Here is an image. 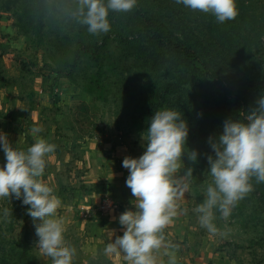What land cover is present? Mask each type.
Wrapping results in <instances>:
<instances>
[{"label": "rangeland", "instance_id": "rangeland-1", "mask_svg": "<svg viewBox=\"0 0 264 264\" xmlns=\"http://www.w3.org/2000/svg\"><path fill=\"white\" fill-rule=\"evenodd\" d=\"M247 1L242 6L236 0L238 15L224 23L175 0L146 3L222 80L232 81L248 95H259L264 77V46L258 44L264 34V0ZM54 7L55 0H0V130L19 150L34 142L30 131L34 126L42 129L39 136L56 145L46 156L40 179L61 201L57 217L64 223L67 244L76 250L72 264H126L112 263L105 255L102 246L109 241L103 233L96 245L89 243L88 238L97 234L86 229L85 219L111 214L96 213L104 197L113 201L101 194L106 185L96 167L109 163L128 175L121 162L144 151L140 134L148 127L146 102L152 89L165 84V74L153 68L156 63L152 67L121 49L114 26L128 22L127 12L109 11L110 30L93 35L86 26L49 12ZM172 90L163 108L182 112L189 128L186 146L198 152L195 162L186 154L182 157L180 174L187 167L193 172L188 191L176 200L177 211L188 224L187 234L200 250L219 254L220 263L208 264H264V186L260 188L264 182L252 179V191L237 202L227 221L215 213L214 223L223 235L209 234L199 225L193 209L212 182L207 171L206 155L213 154L208 137L220 134L225 119L213 120L207 112L201 127L195 89L185 85ZM3 163L0 151V166ZM96 186L100 190H94ZM125 190L128 199L133 198L130 189ZM91 191L90 199L86 193ZM27 207L11 196L0 198V209L10 211L7 219L0 218V264H51L35 246Z\"/></svg>", "mask_w": 264, "mask_h": 264}, {"label": "clouds", "instance_id": "clouds-1", "mask_svg": "<svg viewBox=\"0 0 264 264\" xmlns=\"http://www.w3.org/2000/svg\"><path fill=\"white\" fill-rule=\"evenodd\" d=\"M175 3L210 13L218 23L238 15L236 0H175ZM137 0H55L49 11L66 22L86 26L96 35L110 30L109 11L129 12ZM242 118L225 119L218 136H209L213 154H207L208 173L212 182L205 189L204 199L193 211L199 225L209 234H220L215 213L227 221L237 202L252 191V179L264 182V92L255 106L241 113ZM34 142L26 150L13 147L8 134L0 130V198H13L27 205L26 214L33 220L36 245L51 264H72L75 248L67 244L62 219L57 217L61 201L40 177L46 156L56 145L38 134L39 126L30 129ZM189 128L182 112L163 108L153 112L148 127L141 132L144 151L138 157L125 156L122 167L128 170L125 180L135 210L126 209L117 217L122 235L112 233L105 245L106 255H123L130 264H161L156 253L167 257L166 264H178L177 245L165 242L163 229L177 215L176 200L189 189L192 167L184 168L182 157L197 160L198 152L186 146ZM10 216L8 208L0 209V218ZM162 250V251H160Z\"/></svg>", "mask_w": 264, "mask_h": 264}, {"label": "trees", "instance_id": "trees-1", "mask_svg": "<svg viewBox=\"0 0 264 264\" xmlns=\"http://www.w3.org/2000/svg\"><path fill=\"white\" fill-rule=\"evenodd\" d=\"M239 2L242 6L248 3L247 0H238ZM246 11L247 15H253L251 9ZM127 19L128 22H119L114 26L116 32L119 31L117 37L121 49L134 53L137 59L146 61L152 67L156 63L153 68L165 74V84L152 89L151 97L146 102L147 120L153 112L163 108L173 92L172 88H182L185 85L195 89L194 102L200 106L197 122L202 119L201 127L205 126L203 116L207 112H210L213 120L238 119L242 118V112L255 106V100L260 94L248 95L232 81L222 80L210 64L201 60L188 42L187 44L181 40L160 17L147 8L146 0H137L136 7L127 12ZM262 37L258 38V44L264 46V34ZM244 45L250 51V45ZM122 62L120 59V67ZM261 74L264 75V70ZM262 79L261 92H264V77ZM263 186L264 184H260V188Z\"/></svg>", "mask_w": 264, "mask_h": 264}, {"label": "crops", "instance_id": "crops-1", "mask_svg": "<svg viewBox=\"0 0 264 264\" xmlns=\"http://www.w3.org/2000/svg\"><path fill=\"white\" fill-rule=\"evenodd\" d=\"M109 165L111 164L107 163L105 167L101 166L100 169L102 172H100L99 167H96V171L102 175V178H104V184L106 186H104V190H100V187L97 186L94 190H100L101 194L111 197L113 201L119 204L120 211H114V213L111 212V214L107 217H104V219H95L94 217L91 219H85L87 222L86 229L95 231L97 234L96 236L92 235L94 238H88L90 241L89 243L94 245H96V240L100 238V235L101 238H103L104 235L107 238V241H110L112 236L110 231L112 230H115L112 239H114L116 235H122V229L118 224L117 217L126 209L135 210L134 205L131 203L133 198L128 199L129 195L125 190V188H127L125 184L127 177L126 173L118 172ZM103 191H105V193H103ZM92 193L93 191L86 193V195H89L91 199V197H94ZM94 195L96 196L97 194ZM182 217L183 216L180 214V212L177 211V215L172 219V222L163 229L165 242H171L177 245L176 256L178 264H208L209 262L220 263L221 259L219 258V254H209L208 251L204 250L203 248L200 250L195 246V244L192 243L191 237L187 234L188 224L186 220L183 221ZM94 245H91V247ZM102 248H105V245H103ZM156 255L158 262H161V264H166V256L160 255L159 251L156 253ZM106 256L112 263L124 262L126 264H130V262L127 261L122 254Z\"/></svg>", "mask_w": 264, "mask_h": 264}, {"label": "built area", "instance_id": "built-area-1", "mask_svg": "<svg viewBox=\"0 0 264 264\" xmlns=\"http://www.w3.org/2000/svg\"><path fill=\"white\" fill-rule=\"evenodd\" d=\"M97 208H98V211L96 213H98L100 216H105V215H108L109 212L119 210L120 206L118 203L109 200L107 197H104L100 201Z\"/></svg>", "mask_w": 264, "mask_h": 264}]
</instances>
